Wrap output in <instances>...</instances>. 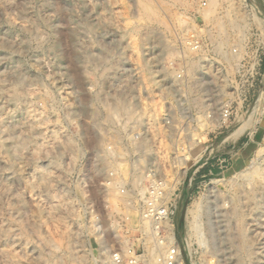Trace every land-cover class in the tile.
<instances>
[{
	"label": "rangeland",
	"instance_id": "374dc122",
	"mask_svg": "<svg viewBox=\"0 0 264 264\" xmlns=\"http://www.w3.org/2000/svg\"><path fill=\"white\" fill-rule=\"evenodd\" d=\"M172 246L264 264V0H0V264Z\"/></svg>",
	"mask_w": 264,
	"mask_h": 264
},
{
	"label": "bare ground",
	"instance_id": "6f19581e",
	"mask_svg": "<svg viewBox=\"0 0 264 264\" xmlns=\"http://www.w3.org/2000/svg\"><path fill=\"white\" fill-rule=\"evenodd\" d=\"M208 12H209V11H208ZM208 14H209V13H207V15H208ZM204 15H205V14H204ZM204 15H203V16H204ZM205 16H206V15H205ZM210 16H211V15H210ZM209 18H210V17H209ZM212 20H213V19H212ZM219 22H220V21H219ZM231 22H232V21H231ZM220 23H221V22H220ZM228 24H229V23H228ZM216 25L219 26V28H218L219 32H221V31L224 30V27L222 26L223 24H216ZM230 25H231V24H230ZM217 32H218V31H217ZM208 36H209V35H208ZM218 36H220V35H218ZM227 38H228V37H227ZM221 41H222V40H221ZM224 42H225V41H224ZM220 45H222L221 42H220ZM218 53H219V52H218ZM222 53H223V52H222ZM223 55H224V54H223ZM222 57H223V56H222ZM225 59H226V58H225ZM192 65H193V64H192ZM239 132H240V131H239ZM239 132H238V133H239ZM167 253H168V255H167V260L170 261L169 264H171V263H172V260H173L172 258L175 257V254H176L175 251H174L173 246H172L171 248L168 247V252H167Z\"/></svg>",
	"mask_w": 264,
	"mask_h": 264
},
{
	"label": "built area",
	"instance_id": "2783aa9c",
	"mask_svg": "<svg viewBox=\"0 0 264 264\" xmlns=\"http://www.w3.org/2000/svg\"><path fill=\"white\" fill-rule=\"evenodd\" d=\"M167 252H168V251H167ZM167 255H168V253H167ZM166 260H167V259H166ZM115 261L117 262V260H115ZM167 261H168V260H167ZM169 262H170V261H168V264H169ZM117 263H118V262H117Z\"/></svg>",
	"mask_w": 264,
	"mask_h": 264
}]
</instances>
